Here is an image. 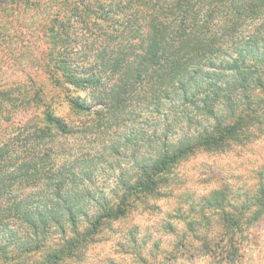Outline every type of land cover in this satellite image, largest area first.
Wrapping results in <instances>:
<instances>
[{"label":"trees","instance_id":"16d2710c","mask_svg":"<svg viewBox=\"0 0 264 264\" xmlns=\"http://www.w3.org/2000/svg\"><path fill=\"white\" fill-rule=\"evenodd\" d=\"M143 3L149 8L110 22L119 6L67 0L66 11L51 17L43 73L75 113L94 122H67L47 101L46 85L33 81L23 99L25 117L42 106L44 122L26 118L17 141L35 143V151L19 154L10 140H0V255L13 245L28 251L58 237L60 245L48 247L44 264L79 258L103 228L168 189L185 159L264 134V0ZM86 34L101 38L96 48L82 40ZM75 88H90L89 100L75 96ZM8 90H0L6 117L16 107ZM95 129L119 132L96 157L132 160L108 191L93 178L94 158L69 150L59 162L55 152L66 146L53 145L59 135ZM232 194L225 183L205 198L219 229L196 233L203 241L197 251L219 264H243L249 230L264 220V172ZM185 245L180 238L174 257Z\"/></svg>","mask_w":264,"mask_h":264},{"label":"rangeland","instance_id":"374dc122","mask_svg":"<svg viewBox=\"0 0 264 264\" xmlns=\"http://www.w3.org/2000/svg\"><path fill=\"white\" fill-rule=\"evenodd\" d=\"M70 1L75 3V0ZM104 1L120 9L110 22L126 19L131 13L149 8L143 0ZM66 2L0 0V90L9 89L16 100V107L10 109L7 117L0 114V140H10L11 148L18 149L19 154L24 153L21 150L25 148L32 152L36 149L35 143L28 145L17 141L22 136L24 120L38 118L44 122L42 106L30 109L25 117L24 103H28L23 99L27 98V91L35 79L38 81H35L36 85L41 82L46 85L47 101L56 106L57 115L75 126L94 122L92 117L75 113L64 95L50 84L43 73L49 61V21L60 10L66 11ZM98 39L101 38L87 34L82 38L94 48ZM107 46L110 49V44ZM72 93L89 100L92 92L90 88H75ZM93 132L59 135L53 145L66 148L63 151L57 149L55 154L59 162L67 158L69 150L74 156L94 158L93 178L97 186L108 191L118 184L122 169L132 160L128 156L119 161L117 158L96 157L107 152V145L115 142L119 132L99 129ZM256 134L260 137H253L244 144H233L225 151L200 152L185 159L172 174L168 189L143 198L125 218L103 228L99 240L85 246L79 258L65 264H219L196 249L203 243L202 239L196 238V233L202 236L205 232L219 229L216 217L203 204L213 190L223 188L225 183L232 186V196H237L256 181L259 171L264 172V134L259 131ZM180 238L187 245L174 257ZM248 238L243 264H264V220L249 230ZM59 242L58 237L53 238L45 246H31L28 251L13 245L5 257L0 255V264H44V253L48 247L60 245Z\"/></svg>","mask_w":264,"mask_h":264}]
</instances>
